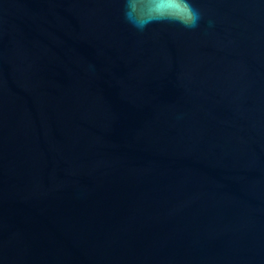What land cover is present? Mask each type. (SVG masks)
<instances>
[{"label": "water", "instance_id": "1", "mask_svg": "<svg viewBox=\"0 0 264 264\" xmlns=\"http://www.w3.org/2000/svg\"><path fill=\"white\" fill-rule=\"evenodd\" d=\"M193 6L0 0V264H264V0Z\"/></svg>", "mask_w": 264, "mask_h": 264}, {"label": "clouds", "instance_id": "2", "mask_svg": "<svg viewBox=\"0 0 264 264\" xmlns=\"http://www.w3.org/2000/svg\"><path fill=\"white\" fill-rule=\"evenodd\" d=\"M137 0H125L124 18L134 28L144 31L148 24L153 22H170L182 25L187 29L198 27L202 15L199 9L193 6V0H145V5L151 14L145 18H138L133 8ZM209 20V26L212 25Z\"/></svg>", "mask_w": 264, "mask_h": 264}]
</instances>
